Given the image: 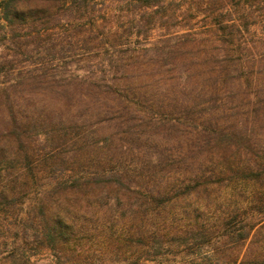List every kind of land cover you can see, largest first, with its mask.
Here are the masks:
<instances>
[{
	"label": "trees",
	"instance_id": "obj_1",
	"mask_svg": "<svg viewBox=\"0 0 264 264\" xmlns=\"http://www.w3.org/2000/svg\"><path fill=\"white\" fill-rule=\"evenodd\" d=\"M260 26L264 0H0V264H264Z\"/></svg>",
	"mask_w": 264,
	"mask_h": 264
},
{
	"label": "rangeland",
	"instance_id": "obj_2",
	"mask_svg": "<svg viewBox=\"0 0 264 264\" xmlns=\"http://www.w3.org/2000/svg\"><path fill=\"white\" fill-rule=\"evenodd\" d=\"M259 31L264 32L263 26L259 27ZM15 227L20 228V229H24L23 223L16 224ZM29 235H30V238L27 240L33 241L34 233L32 231H30ZM20 238H21L20 242L25 240V237L23 235H21ZM38 252H39L38 255H36L32 259L33 264H60L56 259L53 258V256L50 254L49 250L43 249V250H38ZM178 261H180V260L178 259ZM98 264H101V263H98ZM169 264H175V263L169 262Z\"/></svg>",
	"mask_w": 264,
	"mask_h": 264
}]
</instances>
